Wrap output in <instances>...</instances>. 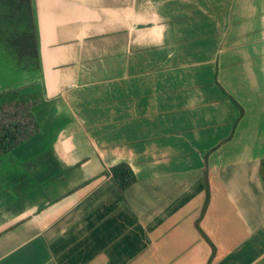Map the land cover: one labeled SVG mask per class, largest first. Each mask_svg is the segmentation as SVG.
I'll use <instances>...</instances> for the list:
<instances>
[{"label": "crops", "instance_id": "0c3cea01", "mask_svg": "<svg viewBox=\"0 0 264 264\" xmlns=\"http://www.w3.org/2000/svg\"><path fill=\"white\" fill-rule=\"evenodd\" d=\"M33 5L38 131L0 157V264H206V167L210 264L261 258L264 0ZM240 64L260 124L234 95ZM122 161L123 193L103 174Z\"/></svg>", "mask_w": 264, "mask_h": 264}, {"label": "trees", "instance_id": "16d2710c", "mask_svg": "<svg viewBox=\"0 0 264 264\" xmlns=\"http://www.w3.org/2000/svg\"><path fill=\"white\" fill-rule=\"evenodd\" d=\"M0 41L5 44L6 51L11 57H15L17 62L31 58L32 65L40 71L38 30L33 0H0ZM18 66L24 67L26 64H18ZM18 90L14 88L0 91V157L11 152L38 131L31 110L41 96L39 92L22 95ZM207 173L206 167L205 197L195 225L211 247L206 263L210 264L215 254V246L199 226L210 199ZM103 174L109 178L115 190L121 193L136 181L133 170L124 161L106 168ZM259 176L264 186V156L261 159ZM252 264H264V255Z\"/></svg>", "mask_w": 264, "mask_h": 264}, {"label": "rangeland", "instance_id": "374dc122", "mask_svg": "<svg viewBox=\"0 0 264 264\" xmlns=\"http://www.w3.org/2000/svg\"><path fill=\"white\" fill-rule=\"evenodd\" d=\"M207 39L214 40L215 38L211 37ZM4 46L5 44L0 41V91L18 88V91L22 95L38 93L40 90L39 82H37L39 71L36 66L32 65L33 61L30 60L31 58H25L17 62V59L11 57ZM18 64H26V66L20 67ZM234 69L236 73V90L234 95L247 108V116L255 118L260 124L263 114L262 99L256 90V86L253 82L250 84L244 64H240L239 67L234 66ZM249 88L252 92L251 95L244 92V90H248ZM240 232L243 233L244 229H240Z\"/></svg>", "mask_w": 264, "mask_h": 264}, {"label": "water", "instance_id": "95a60500", "mask_svg": "<svg viewBox=\"0 0 264 264\" xmlns=\"http://www.w3.org/2000/svg\"><path fill=\"white\" fill-rule=\"evenodd\" d=\"M33 7H34L35 15H36V10H35V6L33 5ZM36 19H37V17H36ZM36 23H37V20H36Z\"/></svg>", "mask_w": 264, "mask_h": 264}]
</instances>
